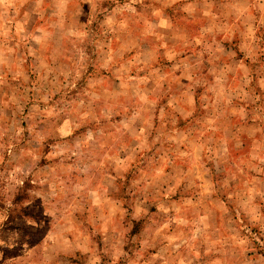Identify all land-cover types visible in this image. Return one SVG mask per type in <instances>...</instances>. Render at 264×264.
<instances>
[{
  "label": "rangeland",
  "instance_id": "374dc122",
  "mask_svg": "<svg viewBox=\"0 0 264 264\" xmlns=\"http://www.w3.org/2000/svg\"><path fill=\"white\" fill-rule=\"evenodd\" d=\"M0 264H264V0H0Z\"/></svg>",
  "mask_w": 264,
  "mask_h": 264
}]
</instances>
